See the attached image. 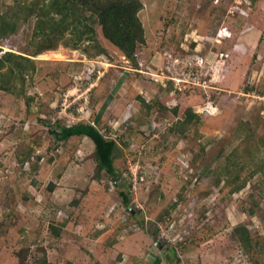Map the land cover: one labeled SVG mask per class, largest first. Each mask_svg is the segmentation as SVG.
Masks as SVG:
<instances>
[{"label": "rangeland", "instance_id": "rangeland-1", "mask_svg": "<svg viewBox=\"0 0 264 264\" xmlns=\"http://www.w3.org/2000/svg\"><path fill=\"white\" fill-rule=\"evenodd\" d=\"M32 1L0 0V13ZM141 1L137 64L97 24L92 40L71 26L46 38L26 8L0 38V56L34 66L0 90V264H264V0ZM48 40L55 48L36 53ZM187 72L196 78L183 85ZM188 108L200 124L171 132ZM56 122L121 136L116 183L95 172L93 141L58 140ZM134 162L144 175L136 189Z\"/></svg>", "mask_w": 264, "mask_h": 264}, {"label": "trees", "instance_id": "trees-1", "mask_svg": "<svg viewBox=\"0 0 264 264\" xmlns=\"http://www.w3.org/2000/svg\"><path fill=\"white\" fill-rule=\"evenodd\" d=\"M39 1H42L40 6ZM24 8L27 9V12L22 18L24 19L27 15L36 12L38 18L36 19L35 26L42 32H45V28L48 29V32L44 33L46 38L47 34L62 35L66 28L71 26L77 40L85 32L89 33L85 38L92 40L95 35L94 25L97 24L100 27L103 38L113 44L126 59L133 64H137L135 58L136 50L145 42L144 28L138 16L139 11L143 8V2L141 0H34L28 7L21 6L18 12L20 13ZM19 13H0V38L16 30L17 19L20 18L18 17ZM52 13L60 14V16L54 18ZM78 25H82V29H79ZM76 45L77 42H74L72 44L73 48H76ZM94 45L96 47V54L105 51L97 43ZM55 46V43L48 40V43L39 48L36 53L54 49ZM31 62L29 57L15 54L11 51H4L3 55L0 56V90H9L10 82L14 77L22 76L26 68L34 67ZM5 67L6 69L3 70ZM147 106L148 108L150 107V105ZM176 109L174 107L172 111L177 113ZM192 122L200 124L201 121L199 115L188 108L184 112V117L177 119L170 125L169 130L182 134ZM56 123L57 128L51 130V132L60 141L72 136H85L90 138L94 144L92 155L96 163L95 172L98 173L104 170L111 176L113 182L116 183L119 171L115 165L116 151L118 148L116 140L107 138L105 133L101 132L93 122H79L71 125ZM140 133L144 135V132L140 131ZM128 142L125 141L124 144L128 145ZM258 170H262L261 167ZM244 185L245 181L239 182L233 190H239ZM118 194L126 208L134 213L133 207L128 203V191L120 190ZM234 232L242 246L246 247L252 244L253 240L245 225H238L234 228ZM41 262L44 263L45 259Z\"/></svg>", "mask_w": 264, "mask_h": 264}, {"label": "built area", "instance_id": "built-area-1", "mask_svg": "<svg viewBox=\"0 0 264 264\" xmlns=\"http://www.w3.org/2000/svg\"><path fill=\"white\" fill-rule=\"evenodd\" d=\"M218 34L224 36V37H230L231 33L229 32V30L226 28H222ZM224 53L220 52V58L223 57ZM175 62H179V59H175ZM89 67H88V75H87V80L88 79H91V77H93L95 74L93 73V71L95 72V65H94V61L93 60H89ZM187 75V77H184V78H177L179 81H182L185 85L186 83H189V82H194L193 80L196 78V74L193 73V72H187L185 73ZM168 79L170 80H173L175 77L171 76V75H168L167 76ZM176 79V78H175ZM193 79V80H192ZM101 132H105V131H101ZM107 138H112L114 140H116L117 142V135H114L113 137L112 136H107ZM133 143L132 141L128 143V146H132ZM130 163V162H129ZM128 172V171H126ZM128 174V178H129V181L131 183V187L133 189H136L137 188V185H139V183L141 181L144 180V175H143V172L141 170V165L137 162H134V164L130 165L129 166V173Z\"/></svg>", "mask_w": 264, "mask_h": 264}, {"label": "bare ground", "instance_id": "bare-ground-1", "mask_svg": "<svg viewBox=\"0 0 264 264\" xmlns=\"http://www.w3.org/2000/svg\"><path fill=\"white\" fill-rule=\"evenodd\" d=\"M54 53H55V55H57V52L56 51H54ZM59 53V52H58ZM60 54V53H59ZM44 55V54H43Z\"/></svg>", "mask_w": 264, "mask_h": 264}, {"label": "crops", "instance_id": "crops-1", "mask_svg": "<svg viewBox=\"0 0 264 264\" xmlns=\"http://www.w3.org/2000/svg\"><path fill=\"white\" fill-rule=\"evenodd\" d=\"M81 137V136H80ZM85 137V136H84Z\"/></svg>", "mask_w": 264, "mask_h": 264}]
</instances>
